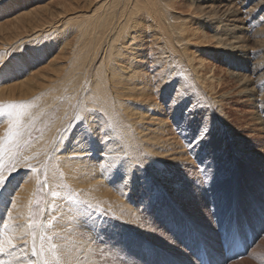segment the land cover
Returning <instances> with one entry per match:
<instances>
[{
	"label": "rangeland",
	"instance_id": "rangeland-1",
	"mask_svg": "<svg viewBox=\"0 0 264 264\" xmlns=\"http://www.w3.org/2000/svg\"><path fill=\"white\" fill-rule=\"evenodd\" d=\"M170 1L174 8L169 13L174 11L182 16L178 24L183 23L185 34L191 40L186 52L194 59L192 63L198 66L199 74L206 78L207 85L202 89L206 103L202 107L199 99L193 103L192 98H188L185 104L178 106L172 101L170 91L158 93V79L153 78L158 74L153 60L157 51L147 50L145 43L152 38H145L146 29L142 27L134 42L145 50V62L141 67L148 79L145 90L148 88L149 92L147 90L145 100L148 104L155 102L160 109L147 113L143 106L131 105L144 110L145 116L159 119L167 130L154 133L157 122H153L156 125L148 126L141 133L143 136L133 134L140 144L131 146L118 131V140L113 137L111 132L116 128L111 129V124L104 128L109 135L103 138L99 126L90 119L91 136L84 138L78 148H82L86 140L95 141L92 148L83 151L84 159L93 167L99 162L111 166L103 161L106 155L121 153L116 164L119 165L113 170L107 167L108 175L89 173L95 174V181L102 183L119 201L117 203L116 198L109 195V201L89 198L73 200L79 201L73 204L64 198H59V203L55 204L49 197L50 192L59 190L66 194L67 190L64 180L57 171L53 172L56 167L48 158L50 149L18 168L12 167L26 145L51 126L59 114L58 103L37 104L32 113L34 116L38 112V116L26 139L17 144L3 162L8 181L0 187V225L6 220L5 207L17 192L16 187H20L25 175L33 173L31 168L37 169L30 219L37 225L34 229L36 247L42 252L35 258L31 256L32 229L27 245L17 240L16 247L11 249L7 241L13 242V237L0 229V241L5 243L6 249L0 253V264H42L45 260L48 264H200L202 254L209 257L211 264H264V108L261 106L264 89L259 87L264 84V70L259 75L261 72L250 64L252 54L259 52V44L251 35H246L245 41L242 36L236 39L234 45L240 46L239 54L245 58L241 62L233 56L235 49L222 51L229 40L218 25L207 27L203 23L205 14L217 10L219 5L210 1L200 4L195 0ZM78 2L80 9L84 0ZM67 3L68 0H0V45L11 48L15 57L25 55L27 58L24 67H16V63L7 66L8 58L0 63L2 95L15 97L25 93L27 88L34 89L41 75L45 80H54L61 71L55 63L58 62L60 68L66 67L62 63L64 58H60L65 51L70 52L67 44L81 46L77 37L72 34L70 38V33L66 32L68 37L60 41L66 45L52 47L49 52L37 48L35 43H31L33 50L30 52L27 49L31 45L22 46L20 52L13 49L19 36L30 39L52 24L54 28L61 26L64 17L75 14L65 13ZM48 23L51 25L46 28ZM226 27L222 25L229 34ZM66 29L63 26L57 31ZM47 76L52 77L48 79ZM141 98L136 95L129 99L136 102ZM72 106L67 121L62 120V126L55 130L54 142H50L54 157L70 150L69 140L65 142L63 137L73 122L75 106ZM3 121L5 118L0 115V134L4 132ZM202 126L207 128L208 134L200 140ZM61 131H65L62 137ZM3 147L6 148V144ZM45 183L46 186L41 187ZM11 205L8 209L20 225L23 219L19 213H14V205ZM85 207H88L91 220L82 224L86 217L79 210ZM58 224L60 231L55 232ZM42 236L45 237L43 243ZM235 243H240L239 254L228 258L224 248L233 247ZM52 244L57 245L56 250L51 248ZM242 253L245 255L241 256Z\"/></svg>",
	"mask_w": 264,
	"mask_h": 264
},
{
	"label": "bare ground",
	"instance_id": "bare-ground-1",
	"mask_svg": "<svg viewBox=\"0 0 264 264\" xmlns=\"http://www.w3.org/2000/svg\"><path fill=\"white\" fill-rule=\"evenodd\" d=\"M195 1L198 4L202 3V1H210L214 2L217 6L219 5L218 9L216 8L217 10L205 14L206 19L203 23L207 27H211V25H215L213 27H216L218 25L221 32L227 35L229 43H226L224 48L222 47V51L235 49L233 56L244 62L245 58L243 54H239L241 51L240 46L234 45V43L241 36L245 41L247 40L246 35H251L255 39V42L259 44V52L252 54L250 64L258 70L257 72L264 70V55L262 56L260 53H264V0ZM64 6L66 8L62 5L66 14L72 12H75V14L64 17V20L61 21V26L54 28L53 24L48 23L46 28L51 25L49 29H44L43 32L35 34L30 39H27L28 37L25 35L21 36V38L19 36L15 41L17 44L14 43L16 45L13 49H17L18 52L23 49L22 46L31 45V43H35L37 48H44L45 52H49L52 47L56 49L60 45H66L60 41L68 37L65 34L68 32L70 33V38L72 34L78 38L81 46L79 47L76 44L73 46L71 43L67 44L70 46V52L69 50L65 51L61 56L62 58H60V60L64 58L62 63L66 67L60 68L58 62L55 63L61 71L56 75L54 80H45L43 75H41L40 82L35 85L34 89L31 88L29 90L27 88L23 94L13 97L0 93V107L5 112L12 111L8 107L10 104L26 106L24 109H16V113L20 111L25 113L19 122L15 118V113L12 117L2 115L5 121H3L2 128L4 132L0 134V140L7 146L4 148L3 162L11 154V151L16 148V145H19L26 139L31 125L35 123L38 112L33 116L32 109H35L37 104L47 106L58 103L59 114L57 115V119L52 122L51 126L41 131L35 141L26 145V149L20 153L16 160L15 168L46 153L50 149L48 158L51 159L56 167L53 169V172L57 171L59 177L66 184L64 186L67 187L66 194L58 190L56 197H53L50 192L49 197L51 201L55 204L59 203V198L66 199L70 204H73V200L89 198L92 200L109 201V195H112L113 198L116 197L104 189L102 183L95 181V174L89 175V173L99 172V175H108L109 171L107 167H111L113 170L121 153H108L106 155L103 161H107L111 166H106L104 163L99 162L93 167L89 160L84 159L83 151L89 150L95 143L94 140H86L82 148H78V144L82 143L84 138L91 136L89 120H93L99 126L98 130L102 133L103 138L109 135L106 134L104 128L111 124V129L112 127L117 129L111 132L113 137L118 140V131L122 139H125L131 146L140 144L133 134L143 136L141 133L146 131L148 126L152 127L156 125L153 122H157L156 127L153 129L154 133L161 129L167 130L159 119L150 118L144 114L151 112L152 109L159 108V106L155 102L148 104L145 100L148 90V88L145 90V86L148 79H145L147 75L143 73L144 71L141 72V67H143V62H145V50L141 49L144 48L141 44L134 42L140 29L142 27L146 29V39L152 38L149 41L150 43H145L146 48H149L147 50L157 51L156 53L152 51L157 54L155 58L153 57L154 59L151 57L152 55L150 57L155 60L156 65L154 66L156 67L154 68L158 70L157 76H153L152 74L153 78L158 79L156 80L158 81V93L170 91L172 93V101L178 106L179 104L182 106L187 102L188 98H192L193 103H196L195 101L199 99L200 106L203 107L206 100L202 94V89L207 85L205 83L206 78H203L202 74H199L197 71L198 66L192 63L194 59L190 58L186 52V45L191 40L185 34L186 30L182 25L183 23L178 24L182 22L181 19L183 18L180 19L182 16L174 11L170 12L173 14L169 13V10L174 8V3L170 0H84V3L80 5V9L78 8V0H68V3ZM240 13L243 15L242 17H240ZM183 22L185 24L186 20ZM222 25L227 26L226 31L230 32L229 34L225 33ZM63 26H66L67 29L57 31V29ZM243 32L245 33L244 35L241 34ZM196 36L195 34L194 37ZM220 41L221 39H219ZM5 46L0 45V58H2L0 63L8 58L9 62L6 64L7 66L16 63V67H24L27 61L25 55H17L15 57L14 51L12 52L11 48L7 49ZM32 47L31 45L27 51H32L33 49H30ZM256 58L257 61L254 60ZM259 75H262V72ZM51 77L47 76L48 79ZM259 87L260 89H264V84H261ZM157 91L154 93H157ZM136 95L142 97L141 100L135 102L129 99ZM74 102L76 103L74 105L75 115L73 122L68 125V131L63 137L65 142L69 140L70 150L65 153L61 152L59 156L54 157L52 153L53 144L50 145V142H54L55 130H59L60 126H62V120L67 121L69 107ZM134 103L138 105V108L143 106L146 112L137 109L136 105L133 107L131 104ZM261 103L262 108H264V102ZM130 105L133 108L130 109ZM74 106L72 107L74 108ZM256 106L258 107L259 104ZM192 107L195 106L193 105ZM262 116L264 117V111H262ZM17 123H19L18 129L14 128L13 130L18 131V135L9 139L8 129ZM63 133L62 131L60 134L58 132L60 137H62ZM9 141L10 143H8ZM72 142H75V145L71 144ZM35 177L34 172L25 175V179L22 181L20 187H16L18 190L12 197L15 203L11 207L14 205V213H19L23 219L22 223L18 225L15 222V217L11 215V219H9L7 214L4 222H8V228L4 227V222L0 225L2 232H7L13 237L14 244L17 240L25 244L24 241L27 240L28 242L30 239V229L27 227V224L30 219V206L36 194L35 185L38 175L36 181L34 180ZM69 197L72 198V201L69 200ZM117 201L119 200L116 198ZM76 209H74L75 214ZM15 224L18 225V228H16ZM54 231H60L59 224L56 225ZM18 235L20 236L18 237Z\"/></svg>",
	"mask_w": 264,
	"mask_h": 264
},
{
	"label": "snow or ice",
	"instance_id": "snow-or-ice-1",
	"mask_svg": "<svg viewBox=\"0 0 264 264\" xmlns=\"http://www.w3.org/2000/svg\"><path fill=\"white\" fill-rule=\"evenodd\" d=\"M8 107L10 109H12V111L5 112L3 110V108L0 107V115H7L9 117H12L14 115V113H15V118H16L17 122H19V120L22 119V117L24 116L25 113L23 111H20L19 113H16V109H24L26 106L25 105H18V104H10ZM18 127H19V123L15 124V125H12L11 127H9V129H8L9 139H12L16 135H18V131H14L13 130L14 128L18 129ZM207 134H208L207 128H205V127L202 126L201 127V130H200V133H199L200 140H203L204 137H206ZM3 156H4L3 141L0 140V187H2L3 185H5V183L8 181V177H6L5 174H4ZM118 165H115V168ZM12 167L14 168L15 166L12 165ZM29 167H31V166H29ZM31 171L35 172V171H37V169L31 168ZM125 175H127V173H125ZM201 182H203V181H201ZM45 186H46V183L41 185V187H45ZM57 195L58 194L55 193V192L52 193V196L53 197H56ZM69 200L72 201V198L69 197ZM73 202L74 203H79V201H73ZM14 203H15V201L11 198L9 200V202H8V205L9 204H14ZM8 205H6L5 210L7 211L8 218L11 219V211L8 209ZM88 207H91V206H88ZM88 207H85V208L79 210L80 211V214L82 216L86 217L85 220L81 221L82 224H87L88 221L91 220V214L88 211ZM92 224H95V221H92ZM36 226H37L36 223L34 221H32L31 219H29V222L27 224V227L29 229H32L33 230V232H32V246H31V256L33 258H35L37 256H40L41 255V252H42V249L38 250L37 247H36V235H35V231H34V229H35ZM4 227L5 228H8V222L7 221L4 222ZM44 239H45V237L42 236L41 237V243H43V240ZM24 243H25V245H27V240H25ZM7 245H8V248L9 249L16 247V244H14L11 239H8ZM51 248L53 250H56L57 245L56 244H52L51 245ZM5 250H6L5 249V243L3 241H0V253L5 252ZM42 264H48V262L45 260V261L42 262Z\"/></svg>",
	"mask_w": 264,
	"mask_h": 264
}]
</instances>
